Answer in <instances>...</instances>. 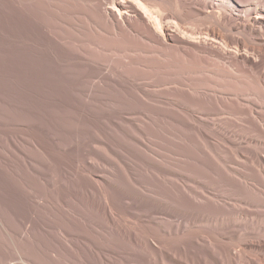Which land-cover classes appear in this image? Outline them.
I'll return each instance as SVG.
<instances>
[{
    "label": "rangeland",
    "instance_id": "obj_1",
    "mask_svg": "<svg viewBox=\"0 0 264 264\" xmlns=\"http://www.w3.org/2000/svg\"><path fill=\"white\" fill-rule=\"evenodd\" d=\"M143 1L185 43L138 34L131 9L124 32L93 21L87 0H0V252L22 195L42 204L44 224L3 264H25L20 254L30 264H123L114 252H141L123 238L141 235V195L195 218L192 234L171 239L184 240L183 264H214L218 250L195 243L200 233L231 236L244 223L264 235V203L250 196L263 188L249 169L264 156V61L253 49L264 45V10L253 22L264 0ZM189 192L203 197L181 202ZM167 223L145 220L162 232Z\"/></svg>",
    "mask_w": 264,
    "mask_h": 264
},
{
    "label": "bare ground",
    "instance_id": "obj_2",
    "mask_svg": "<svg viewBox=\"0 0 264 264\" xmlns=\"http://www.w3.org/2000/svg\"><path fill=\"white\" fill-rule=\"evenodd\" d=\"M87 1H89L91 3V8L93 10L92 12L94 13V16H96L98 18L97 20H93V21H96V22L98 21L99 23H101L100 25L103 28H109L110 27V28H116L117 30H120V31H124L125 29L123 26L125 25L126 21L127 22H129V21L126 17V14H125L126 12L124 13L123 11L127 10V9H131L132 11L135 12V19H133V23L130 25V28L132 30H134L135 32H137L138 34L145 36L147 39H149L152 42L157 43V44H166V43L170 44L171 42L185 43V41H184L185 38L184 37L180 38L174 32H171V30H173V29H171V27H169L165 23H162L161 19L153 14L151 9H149L150 6L147 5V3L143 0H112L110 2L109 6H105L106 0H87ZM260 2L256 3V7L253 11V13L255 14V16L253 17V19H254L253 22L254 21L256 22L260 18V15L262 14V12L264 10V6ZM239 3H237V6H241ZM241 4H243V3H241ZM210 8H211V6H210ZM245 9L247 12L251 13L252 9H249V8H245ZM258 15H259V17H258ZM243 26H245V25H243ZM248 26H250V30H252V31L254 30L253 29L254 27L252 25H248ZM258 27H260V26H258ZM176 28H178L177 25H176ZM169 29H171V30H169ZM177 30L176 31L174 30V31L177 32ZM217 30H218V28H217ZM178 33L179 32H177V34ZM123 34H125V33H123ZM185 37H187V36H185ZM201 37H199L200 40H198L196 38L195 43L194 42L193 43L202 45L203 47L205 46L207 49H208V46H212V43H210V40L208 41L205 37H203V38H205V40L204 39L201 40ZM217 37H219V35L214 33L212 35V40L217 39ZM192 38H194V37H192ZM188 40H190V38ZM190 41H192V40H190ZM213 42H216V41H213ZM226 44H227V42H226ZM262 44H263V42H262ZM220 45H222V43ZM225 48L221 47V48H219V50H217L218 48L217 49L214 48V49L216 51H218L219 54L225 55L224 57H226V54L229 55V52H228L229 50L227 49L228 50L227 51ZM253 49L256 50L257 56L259 57V59L261 61H264V45L259 47V48H256V49L253 48ZM230 50H231L230 52L232 54V49H230ZM244 50H243V52H244ZM236 54H237V52L235 53V55ZM233 55H232V57H234ZM241 56L243 57L244 61L247 64H250L253 67L258 66V63L256 62L257 60L255 58H253V57L250 58V56H248L246 54L241 55ZM228 57H226V58H228ZM234 59H236V58H234ZM229 61H231V60H229ZM242 64H243V62H242ZM251 66H248L249 69ZM223 71L225 72L226 69ZM224 76H226V75H224ZM261 76L264 78V72L261 73ZM263 155H264V153H263ZM85 163L83 164V166H85ZM249 163H250L249 169L252 172V174L255 176V179H254L255 183H257L259 186H261L263 188V190H261V191L252 190L250 193V196L253 198V202H263L264 203V156L263 157L252 156L251 159H249ZM42 178H44V177H42ZM17 194L22 195L21 193L18 192V190H17ZM190 196L193 198H199V197H203V193H196V192L191 193V192H189V193L185 194L183 197H181V199H183V201H181V202L187 203L188 198ZM21 197L23 200L24 207L20 212L17 211V214L19 213L18 218H17V223L14 224V223H11L7 220L4 222V226H5L4 228L6 229L7 234L9 235L12 243L10 244V246L8 245V247L5 251L0 252V264H3L4 262L10 260L14 255H17L14 253L15 250L20 249L25 245V243L28 239V236L31 234L33 229H36V228L43 229L44 228V224L43 225L39 224L37 222L38 220L35 219V214L38 212L39 207L42 204L40 205L38 202L33 200V197H29L27 195H22ZM93 204H95V203H93ZM136 208L139 212V216H138L139 222L142 225L141 226V235L140 236H133V235L127 233V234L123 235V238L127 244L132 245L133 248H136V250H141L142 253L134 251L135 249H133V251L132 250L130 251L128 249V250L120 251V252H114V251H111L109 249H102V250H100L99 256H101L102 258H106V254L108 252L119 253V254H121L120 256L123 257V264H138V263H140V264H183L181 262L179 254L182 251L184 240L178 241V242H173L171 239L176 238V237H187L190 234H192L190 232L191 231L190 228L192 227L195 229V227H193V226H195V222H196L193 215L173 211L167 205H165V203H162L161 201H156L154 199H152V201H149L143 195H141V197H140V199L136 205ZM231 211L237 218H242L246 215V213L241 208H239V205H238V208L235 205L231 206ZM105 212H106L107 217H109L108 212L106 210H105ZM20 213H21V215H20ZM99 213H101V212H99ZM152 215H161V216H164L167 218L168 227L166 230H164V232L155 231V230L150 229L149 227H147L145 225V220L150 218ZM10 216H12V215H9V217ZM55 218H57V217H55ZM235 226L237 227L236 230H238V232L234 229L232 231L231 236H225V234H228L231 231L225 232V234H224V233L219 232L217 230V231H215V233L217 234V238H213L212 236H210L208 234L205 235V234L200 233V235H197L195 237L194 242L197 244H202L203 246H213V248H216L218 250L219 254L216 258L212 257L211 252L208 253L209 254L208 256L212 257L214 264H264V235L259 234V232H257V234H255V232H253L254 228L252 226H249V225L244 224V223H238V224H235L234 227ZM197 231H199V229ZM34 234H35V232H34ZM252 234H255V236H252ZM36 236H37V234H36ZM47 237H49V236H47ZM36 240L40 241L37 238H36ZM234 241H235V243H237L240 246L239 250H236L233 247ZM30 243L31 242H29V244ZM18 256H20L26 262L25 264H30L29 258L24 257V255H22V254H20ZM58 256L61 257L59 254H58ZM33 264H36V263H33Z\"/></svg>",
    "mask_w": 264,
    "mask_h": 264
}]
</instances>
